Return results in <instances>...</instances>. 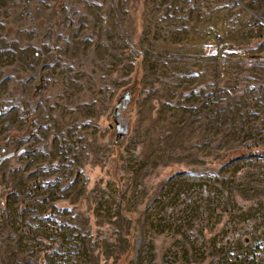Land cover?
<instances>
[{
  "label": "rangeland",
  "instance_id": "rangeland-1",
  "mask_svg": "<svg viewBox=\"0 0 264 264\" xmlns=\"http://www.w3.org/2000/svg\"><path fill=\"white\" fill-rule=\"evenodd\" d=\"M0 264H264V0H0Z\"/></svg>",
  "mask_w": 264,
  "mask_h": 264
}]
</instances>
